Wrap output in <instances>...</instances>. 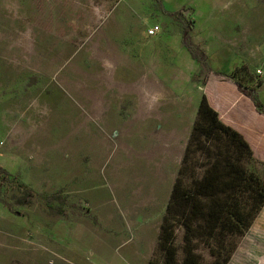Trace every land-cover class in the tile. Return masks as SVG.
<instances>
[{
	"label": "rangeland",
	"instance_id": "obj_1",
	"mask_svg": "<svg viewBox=\"0 0 264 264\" xmlns=\"http://www.w3.org/2000/svg\"><path fill=\"white\" fill-rule=\"evenodd\" d=\"M189 1L168 12L165 0H0V165L38 194L19 216L0 203V264H163L157 224L132 214L137 188L152 182L143 135L155 123L144 116L158 105L194 109L205 74L221 68L207 53L218 39L238 54L230 76L259 98L264 89V0H226L221 18ZM155 24L164 32L149 38ZM185 33L207 53L206 71ZM248 166L264 179V161ZM44 196L66 215L48 213ZM262 209L243 236L217 237L237 244L229 264ZM201 246L202 264H213Z\"/></svg>",
	"mask_w": 264,
	"mask_h": 264
},
{
	"label": "trees",
	"instance_id": "obj_2",
	"mask_svg": "<svg viewBox=\"0 0 264 264\" xmlns=\"http://www.w3.org/2000/svg\"><path fill=\"white\" fill-rule=\"evenodd\" d=\"M177 14L183 15L182 12ZM182 43L203 66L202 72L206 71L207 53L196 47L187 33ZM219 78L234 81L255 103L257 112L264 115L258 92L242 85L233 76L208 71L204 82ZM254 153L241 132L225 125L204 93L158 235L157 251L163 264H202L201 245L216 256L213 264L229 263L237 244L226 239L217 242V237L243 236L264 206V179L248 166ZM37 195L18 176L0 165V203L13 214L22 215L15 208L32 206ZM44 198L48 213L66 215L64 207H51L55 196ZM181 229L184 232L179 241ZM159 263L153 258L148 264Z\"/></svg>",
	"mask_w": 264,
	"mask_h": 264
},
{
	"label": "crops",
	"instance_id": "obj_3",
	"mask_svg": "<svg viewBox=\"0 0 264 264\" xmlns=\"http://www.w3.org/2000/svg\"><path fill=\"white\" fill-rule=\"evenodd\" d=\"M221 1L223 4L217 7L208 6L206 0L197 2L196 0H190L188 3L192 2L196 5L197 14L202 13L206 17L211 15L212 18H221L222 15L225 17L222 7L226 0ZM235 1L232 0V5ZM167 3L172 9L168 12H176L186 6L184 3H177L172 6V0H165V4ZM217 13H220L218 17ZM220 41L218 39L213 43L210 42L208 45L210 52L207 53L210 54L209 56L214 63V59H217L218 64L215 63V65H220L222 68L217 67L216 72L229 76L236 67L238 54L230 46L220 47ZM204 93L207 94L210 105L219 112L225 125L241 132L253 147L254 156L264 161V115L257 112L255 103L238 89L234 81L226 78L212 79V81L205 83L202 96ZM202 96L194 109L189 105H173L171 107L158 105L154 109V114L146 113L145 118H143L147 126L151 121L155 123L152 129L148 130L150 132L147 131L143 135L147 136V133H150L149 137L152 142L149 155L145 157L152 182L149 190L142 187L137 188L132 199V214L141 215L145 223L157 224V229L154 226L153 235L155 236L153 240L155 244L158 241L163 217L171 199L173 185L176 183L178 171L182 165L184 153L193 131ZM260 98L264 106V89L260 93ZM149 111H153V108H150ZM262 210L260 218L255 224L254 237L251 236L248 239L246 246L244 245V248L230 264H257L259 261H264V207ZM144 261H146L145 258ZM148 263L146 261L145 264Z\"/></svg>",
	"mask_w": 264,
	"mask_h": 264
},
{
	"label": "built area",
	"instance_id": "obj_4",
	"mask_svg": "<svg viewBox=\"0 0 264 264\" xmlns=\"http://www.w3.org/2000/svg\"><path fill=\"white\" fill-rule=\"evenodd\" d=\"M163 32H164V29H163L162 25L161 24H155L148 29L147 35L149 38H155L159 35H162ZM257 73L259 76H263V70H260Z\"/></svg>",
	"mask_w": 264,
	"mask_h": 264
}]
</instances>
